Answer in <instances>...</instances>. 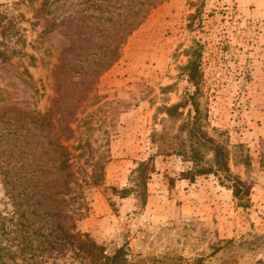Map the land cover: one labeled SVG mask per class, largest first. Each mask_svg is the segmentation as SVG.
Returning a JSON list of instances; mask_svg holds the SVG:
<instances>
[{"label": "rangeland", "instance_id": "obj_1", "mask_svg": "<svg viewBox=\"0 0 264 264\" xmlns=\"http://www.w3.org/2000/svg\"><path fill=\"white\" fill-rule=\"evenodd\" d=\"M0 13L12 22L0 50L17 52L0 61L1 212L12 210L4 172L30 170L44 150L57 172L60 144L76 229L107 255L124 247L126 264H264V0H0ZM195 51L205 128L250 187L245 204L214 174L184 178L191 164L151 141L170 123L165 107L195 91L185 69ZM148 159L142 197L132 174ZM54 253L46 264H91Z\"/></svg>", "mask_w": 264, "mask_h": 264}, {"label": "trees", "instance_id": "obj_2", "mask_svg": "<svg viewBox=\"0 0 264 264\" xmlns=\"http://www.w3.org/2000/svg\"><path fill=\"white\" fill-rule=\"evenodd\" d=\"M5 14L0 13V37L7 39V30L11 29L12 22L3 23ZM0 44L6 45L4 42ZM16 50H0V61H7ZM185 66L188 79L195 86V91L186 98L185 102L165 107L169 125L160 131L151 134V141L165 155H178L182 160L189 162V169L182 172V176L192 180L197 175L214 174L220 183L232 190V195L239 203L245 204L248 200L250 187L238 176L232 175L228 165V150L226 146L210 136L205 128V113L200 107L199 96V55L194 52ZM63 59L54 68L55 85L60 92L52 109L59 111L63 93H61L60 72ZM71 71H78L75 64ZM189 104L187 115L180 119L183 106ZM51 110L38 117L44 121ZM70 115V113H69ZM66 115L59 113V121H64L63 127H68ZM178 119L180 122L178 123ZM176 125L174 128L173 126ZM56 155L53 160L57 165L49 164L51 156L48 150L32 156L31 169H7L3 174L4 194L10 200V213L0 211V264H46L45 259L51 253L56 256H65L68 252L73 257H89L91 264H126V249L118 248L112 255H107L104 248L98 245L87 233H80L76 229V219L70 202L75 200L72 193L73 172L70 170L69 151L60 144L52 148ZM149 160L138 164L132 174L134 186L139 191L138 196H144ZM246 165L249 163L244 162ZM94 173L100 169L97 162H93ZM93 173V174H94ZM54 174V175H53ZM135 189V187H134ZM136 190V189H135ZM54 256L53 258H56ZM50 264H59L51 262Z\"/></svg>", "mask_w": 264, "mask_h": 264}]
</instances>
